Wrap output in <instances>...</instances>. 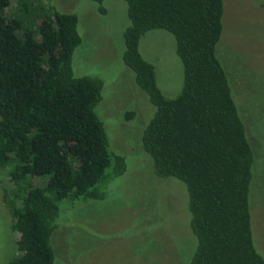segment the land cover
Wrapping results in <instances>:
<instances>
[{"label":"trees","instance_id":"trees-1","mask_svg":"<svg viewBox=\"0 0 264 264\" xmlns=\"http://www.w3.org/2000/svg\"><path fill=\"white\" fill-rule=\"evenodd\" d=\"M111 1L127 4L121 60L154 108L142 149L158 179L181 187L185 227L195 240L184 264H264L251 229L253 148L218 58L223 0ZM12 4L0 0V169L11 185L3 200L18 251L9 264H53L50 238L61 205L103 200L125 161L109 153L95 113L102 82L73 74L82 42L77 16L49 0ZM156 30L172 35L182 65L173 98L162 93L154 66L140 54L141 39Z\"/></svg>","mask_w":264,"mask_h":264},{"label":"rangeland","instance_id":"rangeland-1","mask_svg":"<svg viewBox=\"0 0 264 264\" xmlns=\"http://www.w3.org/2000/svg\"><path fill=\"white\" fill-rule=\"evenodd\" d=\"M10 1L13 8L18 2L27 3ZM49 4L78 18L82 42L73 53V74L102 82L95 113L104 125L109 153L125 161V172L108 183L103 200L61 205L58 228L50 238L53 264H184L183 257H188L195 240L185 227L181 187L175 180H161L153 174L141 135L154 108L121 60L122 34L129 26L127 4L111 0L100 4L49 0ZM223 9L218 58L230 77L253 148L257 171L251 229L254 247L264 259V0H223ZM139 50L154 66L162 93L175 97L182 65L172 35L151 31L141 39ZM129 112L135 113L134 119H126ZM40 183L33 181L35 186ZM9 189L0 169V264H9L18 256L17 238L11 233V218L3 200V190Z\"/></svg>","mask_w":264,"mask_h":264}]
</instances>
